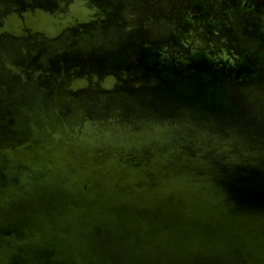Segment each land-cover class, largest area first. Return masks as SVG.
<instances>
[{"label":"water","instance_id":"obj_1","mask_svg":"<svg viewBox=\"0 0 264 264\" xmlns=\"http://www.w3.org/2000/svg\"><path fill=\"white\" fill-rule=\"evenodd\" d=\"M0 264H264V0H0Z\"/></svg>","mask_w":264,"mask_h":264}]
</instances>
